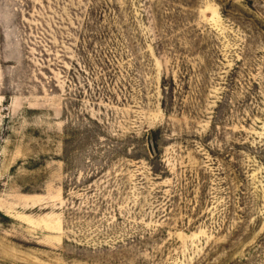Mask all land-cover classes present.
I'll return each instance as SVG.
<instances>
[{"label": "rangeland", "instance_id": "rangeland-1", "mask_svg": "<svg viewBox=\"0 0 264 264\" xmlns=\"http://www.w3.org/2000/svg\"><path fill=\"white\" fill-rule=\"evenodd\" d=\"M0 264H264V0H0Z\"/></svg>", "mask_w": 264, "mask_h": 264}, {"label": "water", "instance_id": "water-1", "mask_svg": "<svg viewBox=\"0 0 264 264\" xmlns=\"http://www.w3.org/2000/svg\"><path fill=\"white\" fill-rule=\"evenodd\" d=\"M151 146H152V149L154 150V145H153V141H151Z\"/></svg>", "mask_w": 264, "mask_h": 264}]
</instances>
